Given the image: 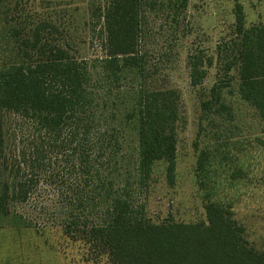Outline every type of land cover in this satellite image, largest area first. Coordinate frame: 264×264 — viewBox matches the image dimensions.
I'll return each mask as SVG.
<instances>
[{
  "label": "trees",
  "instance_id": "16d2710c",
  "mask_svg": "<svg viewBox=\"0 0 264 264\" xmlns=\"http://www.w3.org/2000/svg\"><path fill=\"white\" fill-rule=\"evenodd\" d=\"M85 2L89 21L99 25L107 79L117 84L127 71L141 75L143 13L147 6L156 5V0ZM159 3L169 9L172 20H178L187 7V0ZM233 14L235 38L217 46V57L223 58L226 77L235 69L239 98L264 121V23L245 27L238 2ZM66 30L42 20L32 24L24 36L17 28L10 30L21 61L0 65V228L31 229V223L13 206L30 198L34 177L50 168L54 160L57 165L48 181L57 191V227L64 237L89 248L86 257L93 261L264 264V251L246 238L245 227L235 219L231 204L209 198L212 186H207L206 180L214 153L205 148L199 150L195 167L198 186L205 189L204 220L168 218L156 223L131 202L125 190L131 172L122 183L120 172L109 166L114 154L108 146L116 148V143L106 137L108 144L103 140L96 146L89 138L85 112L89 69L84 60L73 55ZM211 64L212 58L201 50L190 54V84H200L205 67ZM222 87L219 82L210 88V99L202 102L204 110L230 113L221 101ZM134 96L132 108L123 117L136 137L134 180L142 185L154 164L163 161L167 182L172 184L181 120L179 95L174 89H148L140 84ZM12 117L31 128L20 142H15L16 135L10 130ZM90 207L97 210L95 217L87 215Z\"/></svg>",
  "mask_w": 264,
  "mask_h": 264
},
{
  "label": "rangeland",
  "instance_id": "374dc122",
  "mask_svg": "<svg viewBox=\"0 0 264 264\" xmlns=\"http://www.w3.org/2000/svg\"><path fill=\"white\" fill-rule=\"evenodd\" d=\"M85 1L0 2V65L21 61L17 43L10 35L12 28L24 36L32 24L41 20L67 27L66 39L73 55L84 60L89 69L85 104L89 138L96 146L103 140L108 144L107 138L111 144L116 143V148L108 146L114 154L109 166L120 172L122 183L131 172L125 184L131 202L141 206L144 215L156 223L168 218L181 222L204 220L205 189L198 186L195 167L199 150L205 148L214 153L206 180L207 186H212L208 188L209 198L230 203L235 219L245 227L246 238L264 251V121L239 98L235 69L226 77L223 58L217 57V46L235 38V2L242 5L245 27H250L264 23V0H187L178 20H172L169 9L158 4L162 0H156L157 4L147 6L143 13L139 49L144 57L143 72L139 75L127 71L118 85L107 79L102 68L105 52L99 25L89 21ZM198 50L211 57L212 64L205 67L201 83L193 86L188 56ZM219 82L224 84L221 101L230 113H211L202 108V102L210 99V88ZM140 84L148 89H174L179 95L181 120L172 184L167 182L163 161L154 164L142 185L134 180L136 137L131 123L123 117L132 108ZM9 124L15 142L31 133L30 126L18 117H12ZM223 154L226 157L221 158ZM52 162L50 168L34 177L36 185L30 198L13 206L31 223V229L0 228V264H108L105 258L93 261L86 257L89 248L85 250L79 242L61 235L55 206L57 191L48 181L57 165ZM96 213L90 207L87 215L95 217Z\"/></svg>",
  "mask_w": 264,
  "mask_h": 264
}]
</instances>
